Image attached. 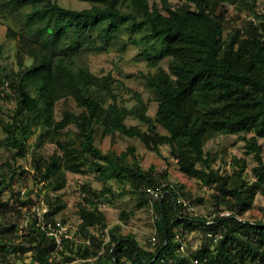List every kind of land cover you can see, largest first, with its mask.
Listing matches in <instances>:
<instances>
[{
    "label": "trees",
    "instance_id": "16d2710c",
    "mask_svg": "<svg viewBox=\"0 0 264 264\" xmlns=\"http://www.w3.org/2000/svg\"><path fill=\"white\" fill-rule=\"evenodd\" d=\"M82 1L91 6L73 9L56 0H3L0 5L19 23L18 30L8 32L18 40V70H0V101L13 99L7 110L0 102L2 143L16 164L7 163L10 174L0 168V191L11 187L23 169L17 164L26 157L32 137L36 147H58L47 159L34 154L36 191H13L7 201L0 196L5 221L0 262L17 264L10 261L16 255L20 264H264V220L243 218L257 197L264 196V8L259 0ZM229 5L246 13L244 24L229 27ZM127 43L153 56L154 67L161 57L169 59L167 68L135 75L146 81L158 104L155 116L149 115V105L137 91L132 92L133 105L120 103L116 79L97 75L83 62L88 51L101 53L117 45L126 49ZM69 100L76 108H64L58 117V104ZM128 117L137 118L147 130L128 125ZM116 134L138 138L158 154L169 146L180 171L213 190V212L232 214L208 224L205 217L189 213L178 201L191 197L185 185L168 183L166 176L164 182L153 170H145L134 145L123 152L99 146L98 139ZM222 135H239L245 141L246 154L255 161L253 180L246 176V158L233 157L230 173L216 168L220 154L206 151V145ZM89 172L98 182L115 181L118 191L107 184L102 189L83 186L77 204L79 238L64 239L58 247L24 211L44 201L48 220L55 222L66 204L50 192L67 187L68 173ZM162 183L164 198L152 199L158 242L154 238L149 249L134 233H125L122 222L111 225L102 204L128 194L148 195V188ZM18 217L25 224L14 221ZM194 230L219 238L213 247L185 252L181 234Z\"/></svg>",
    "mask_w": 264,
    "mask_h": 264
},
{
    "label": "rangeland",
    "instance_id": "374dc122",
    "mask_svg": "<svg viewBox=\"0 0 264 264\" xmlns=\"http://www.w3.org/2000/svg\"><path fill=\"white\" fill-rule=\"evenodd\" d=\"M3 0H0V5ZM61 5L73 8V9H84L91 6L90 2L82 0H56ZM158 0H150L151 3L157 2ZM174 3H183V0H172ZM261 8H264V0H259ZM226 14L228 17L229 27L236 25H242L247 19L246 13H240L233 5L226 6ZM13 28L18 30L19 23L14 17H10L7 13H3L0 8V70L17 71V48L18 40L10 38L8 36L9 30ZM141 33H137L140 37ZM127 42V36H125ZM142 47L135 46L127 43V48L124 49L122 45H117L113 48L103 51L101 53L86 52L83 56V62L97 75L103 77L111 75L115 78L116 87H120L118 90V100L120 103L131 106L135 103L133 98V91H137L142 94L144 100L149 105V115L155 116L158 104L153 100L151 90L148 88L146 81L136 74H148L154 73L158 66L167 68L169 65V59L167 57H161L157 67L153 66V56H147L141 53ZM158 55V53H157ZM30 60L27 59V64ZM6 94H10L8 86L5 90ZM1 102V101H0ZM4 109L7 110L10 106H13V99L6 98L4 102ZM64 108L75 109V103L71 100L61 101L57 107V115L61 117L62 110ZM126 123L128 125L139 126L143 130H147V126L140 122L135 117H128ZM5 138V133L0 127V168H4L10 174L11 166H16L12 157L13 154L5 147L2 141ZM36 138L32 137L28 143V151L25 158L20 159L17 165L23 167L18 171V176L11 185L0 191V196L4 200L11 198L13 191L19 190H37V185L34 179L31 177V170L34 168V154H39L44 158H49L54 154L58 147L55 144H46L43 147H36ZM99 146L104 150H115L117 152L126 151L130 145H134L138 154L142 157V165L145 170H153L156 176L164 181L165 176L168 178L167 182L171 184H183L186 187V191L191 193V197L187 200L193 203L197 207V217L208 216L212 211L210 205V197L213 190L207 186H203L202 183L195 179L187 178L179 169L177 160L174 159L170 154V148L167 145L161 147V153L158 154L145 147L144 143L138 138H128L121 134L115 136H108L104 139H98ZM206 151L218 152L219 159L216 162V168L222 169L223 172L230 173L232 171L231 161L233 157L246 158L249 164V169L246 174L247 179L253 180L251 168L255 165L253 155H247L245 149V141L241 139L239 135H222L215 139H212L206 145ZM23 170L26 171L22 174ZM26 175V176H25ZM68 184L67 187L58 192H50L51 197L59 196L64 203L66 208L63 209L58 215L57 219L69 224L74 232L78 223V207L77 204L82 200L83 186L90 185L92 188L102 189L106 184L113 186L115 191H118V184L115 181H109L108 183L98 182L95 180V173L89 172L86 175H77L68 173ZM166 182V181H164ZM204 199L202 202L198 199ZM103 211L105 212L107 219L111 225L116 223L123 224L125 233H134L137 236L140 244L146 248L153 249V239L158 242L156 238V210L154 208V202L147 194L144 196H134L128 194L117 200L105 201L102 205ZM24 215L29 217L32 215L31 209L24 211ZM125 214L124 221H121V217ZM243 218L251 220H264V196L259 195L255 202L253 210L245 215ZM21 221L20 223L25 224L21 217L14 218V221ZM5 226V221L2 219L0 214V230ZM181 241L184 244L185 252H192L193 250H200L203 246H212L211 241L202 231L194 230L181 234ZM12 263L20 264L18 257L12 255L10 257ZM0 264H3L0 262ZM71 264H82V261L78 260Z\"/></svg>",
    "mask_w": 264,
    "mask_h": 264
},
{
    "label": "built area",
    "instance_id": "2783aa9c",
    "mask_svg": "<svg viewBox=\"0 0 264 264\" xmlns=\"http://www.w3.org/2000/svg\"><path fill=\"white\" fill-rule=\"evenodd\" d=\"M165 186L166 184L162 183L160 185L158 184L156 186L150 187L147 189V193L151 199L162 200L165 195ZM22 194H25V190H23ZM178 201L186 207L189 213L194 216L197 214V207L192 204L189 200L183 197H179ZM31 213L36 222L37 227H40L42 230H45L49 236L53 237L58 247H62L64 239H69L73 241L78 240V225L81 222L80 220L74 232L72 231V227L69 224H66L61 220L57 219L55 222L49 221L47 218V215L49 214V207L44 201H41L40 203H35L31 208ZM231 214L232 212L228 210H221L217 212L212 211L208 216H205V219L207 220L208 224H212L215 218L227 217ZM241 219L242 218H239V220ZM207 237L211 241V243L217 242L219 238L218 235H214L212 233L208 234ZM152 241L155 244L154 239ZM182 248L184 249V244L182 245ZM194 264H197V262H195Z\"/></svg>",
    "mask_w": 264,
    "mask_h": 264
}]
</instances>
